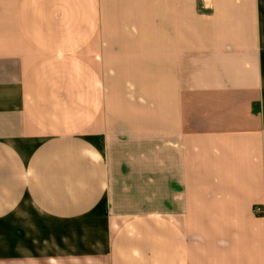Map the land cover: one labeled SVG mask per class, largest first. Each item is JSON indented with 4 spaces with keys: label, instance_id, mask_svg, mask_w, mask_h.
Listing matches in <instances>:
<instances>
[{
    "label": "crops",
    "instance_id": "0c3cea01",
    "mask_svg": "<svg viewBox=\"0 0 264 264\" xmlns=\"http://www.w3.org/2000/svg\"><path fill=\"white\" fill-rule=\"evenodd\" d=\"M7 223L0 264H264V0H0Z\"/></svg>",
    "mask_w": 264,
    "mask_h": 264
},
{
    "label": "rangeland",
    "instance_id": "374dc122",
    "mask_svg": "<svg viewBox=\"0 0 264 264\" xmlns=\"http://www.w3.org/2000/svg\"><path fill=\"white\" fill-rule=\"evenodd\" d=\"M203 1V0H202ZM1 226V228H2V231H3V233H2V235H0V243H2V245L3 244H10L11 243V236H10V226H9V224L7 223V225L6 224H1L0 225Z\"/></svg>",
    "mask_w": 264,
    "mask_h": 264
}]
</instances>
